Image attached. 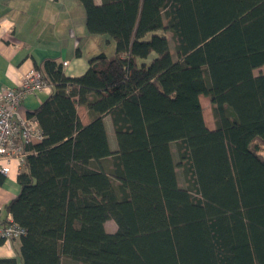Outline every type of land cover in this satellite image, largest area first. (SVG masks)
Instances as JSON below:
<instances>
[{
    "label": "trees",
    "instance_id": "16d2710c",
    "mask_svg": "<svg viewBox=\"0 0 264 264\" xmlns=\"http://www.w3.org/2000/svg\"><path fill=\"white\" fill-rule=\"evenodd\" d=\"M77 1L115 52L79 77L43 61L0 264H264V0Z\"/></svg>",
    "mask_w": 264,
    "mask_h": 264
},
{
    "label": "crops",
    "instance_id": "0c3cea01",
    "mask_svg": "<svg viewBox=\"0 0 264 264\" xmlns=\"http://www.w3.org/2000/svg\"><path fill=\"white\" fill-rule=\"evenodd\" d=\"M94 2L99 4L100 0ZM103 36L87 32L85 12L77 0H0V90L18 87L24 76L33 69L39 70L46 59L67 62L62 67L67 77L82 76L88 69V60L103 53ZM51 93V86L46 85L35 95L26 96L19 107L20 116L27 118L28 112ZM77 114L82 125L90 122L85 108L77 107ZM104 124L110 133L109 119L105 118ZM20 172L18 164L12 162L0 187L3 221L11 218L5 206L18 195L16 178ZM19 250L20 240L1 241L0 259H18Z\"/></svg>",
    "mask_w": 264,
    "mask_h": 264
},
{
    "label": "built area",
    "instance_id": "2783aa9c",
    "mask_svg": "<svg viewBox=\"0 0 264 264\" xmlns=\"http://www.w3.org/2000/svg\"><path fill=\"white\" fill-rule=\"evenodd\" d=\"M67 62L62 64L66 66ZM48 85L38 69L27 73L18 87L0 90V174L6 178L12 162H16L22 171L25 157L29 154L25 147L35 145L42 138V132L34 118H23L19 107L28 95H35ZM25 230L12 218L0 219V241L19 240Z\"/></svg>",
    "mask_w": 264,
    "mask_h": 264
},
{
    "label": "rangeland",
    "instance_id": "374dc122",
    "mask_svg": "<svg viewBox=\"0 0 264 264\" xmlns=\"http://www.w3.org/2000/svg\"><path fill=\"white\" fill-rule=\"evenodd\" d=\"M101 36H103V35H101ZM103 37H105L104 38L105 41H104V44H103V47H104L103 53L107 56V58H109V57L113 56V54L115 52V42H114V40L111 37H109L107 35H104ZM253 73H254V75H257L259 73H263L264 74V66H262L259 69L254 70ZM200 103H201V106H202L204 122L206 123V125L212 127L214 124H213L211 107H210L208 98L200 96ZM110 131H111V135H110V133H109V135L111 136L112 144H113V146L114 145L116 146V142H115V138H114L113 132H112V130H110ZM262 154L264 155V149H262ZM178 181H179V184L181 186L184 185L183 178H182V173H181L180 169L178 170ZM104 228H105L106 232H108V233H113V232L116 231V225H115V223L112 220L107 221L104 224Z\"/></svg>",
    "mask_w": 264,
    "mask_h": 264
}]
</instances>
